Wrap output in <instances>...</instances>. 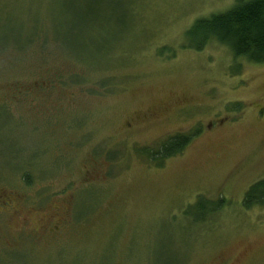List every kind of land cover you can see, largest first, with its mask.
I'll list each match as a JSON object with an SVG mask.
<instances>
[{
  "label": "rangeland",
  "instance_id": "obj_1",
  "mask_svg": "<svg viewBox=\"0 0 264 264\" xmlns=\"http://www.w3.org/2000/svg\"><path fill=\"white\" fill-rule=\"evenodd\" d=\"M234 1L0 0V264H264V62L185 33Z\"/></svg>",
  "mask_w": 264,
  "mask_h": 264
},
{
  "label": "trees",
  "instance_id": "obj_2",
  "mask_svg": "<svg viewBox=\"0 0 264 264\" xmlns=\"http://www.w3.org/2000/svg\"><path fill=\"white\" fill-rule=\"evenodd\" d=\"M185 33L193 49L200 50L214 38L228 46L236 57L264 62V0H235L224 11L196 18ZM193 135L192 132L170 136L157 148H146L148 157L161 165L166 157L181 151ZM253 205L264 206V178L253 182L245 192L243 206Z\"/></svg>",
  "mask_w": 264,
  "mask_h": 264
}]
</instances>
